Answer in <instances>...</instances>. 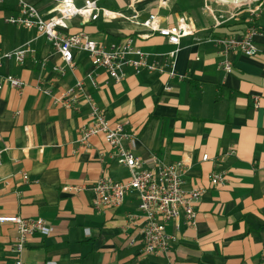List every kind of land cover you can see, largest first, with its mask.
I'll use <instances>...</instances> for the list:
<instances>
[{
	"label": "crops",
	"instance_id": "1",
	"mask_svg": "<svg viewBox=\"0 0 264 264\" xmlns=\"http://www.w3.org/2000/svg\"><path fill=\"white\" fill-rule=\"evenodd\" d=\"M27 1L44 19L55 12L52 0ZM205 1L98 0L104 9L122 15L71 19L70 32L84 31L105 45L130 38L148 55L149 64L164 66L162 72L146 67L138 72L126 65L120 80L95 67L83 51H75V68L58 74L54 67L64 61L45 35L5 22L19 13L18 0L0 5L1 51L29 44L23 64L4 57L0 65V76L26 83L21 92L0 89V214L41 217L54 227L50 236L34 234L18 255L13 251L17 229L0 224V264H15L20 256L30 263L57 264H264V0H212V12ZM258 6V53H222L217 38L242 36ZM134 14L137 20L130 18ZM153 14L162 27L185 21L195 32L173 45L142 24ZM175 50V66L168 67L167 54ZM225 59L233 63L230 73L220 67ZM79 81L91 102L82 97L76 109L56 102ZM256 95L263 98L260 107L254 104ZM92 104L110 126L136 133L135 146L126 145L146 166L153 156L183 162L189 166L187 188L204 189L195 226L183 218L167 224V232L177 236L167 253L140 254L144 219L135 193L120 207L94 208L97 180L107 175L127 181L131 171L112 157L103 135L93 136L87 146L80 142ZM205 154L209 159H203ZM214 172L224 174V184L212 185Z\"/></svg>",
	"mask_w": 264,
	"mask_h": 264
},
{
	"label": "built area",
	"instance_id": "2",
	"mask_svg": "<svg viewBox=\"0 0 264 264\" xmlns=\"http://www.w3.org/2000/svg\"><path fill=\"white\" fill-rule=\"evenodd\" d=\"M54 2V14L44 19L38 8L27 0H18L20 11L17 15L5 17V22L12 23L26 28H36L41 34L54 44L60 53L64 66H55L54 70L64 75L68 69L76 66L74 59L75 51H84L88 53L91 62L95 67L105 68L110 76L116 80L123 78V68L126 65L134 66L140 72L143 67L151 71H164L161 63L154 61L149 64L148 55L142 49L136 47L130 38L120 42H113L105 45L99 41L92 40L84 32H69V20L75 17H82L83 20H95L100 15L107 17L122 15L107 9H102L98 0H85L84 4L79 6L69 0H52ZM5 0H0V5ZM223 2V0H218ZM224 2H227L224 0ZM245 2V1H244ZM261 6V4H260ZM257 8V12L260 9ZM205 8L211 11L209 0L205 1ZM256 10H251V24L242 36H225L217 38V45L221 52L228 54L231 52H241L253 56L259 51L255 43V37L259 34V27L256 24ZM138 14L130 17L133 20L138 19ZM150 30L157 31L164 36L169 43L179 45L181 38L195 32L194 28L185 21H181L174 26L162 27L159 24L158 17L153 14L142 22ZM29 51V44L10 52H2L0 49V65L2 59L15 58L17 62L23 64L26 61ZM177 50L167 54L168 61L166 66H175L171 59L175 56ZM135 56V58L131 57ZM220 67L227 73L232 72L233 63L225 59ZM175 75V72H171ZM25 81L13 75L0 76V89L4 86L16 88L23 91ZM47 95L52 93L51 89L41 88ZM83 83L77 82L75 85L67 88L56 98V102L68 108L77 107L80 98L85 97L87 102L92 101V96L83 94ZM261 96H253L254 104L260 107L262 104ZM91 121L81 128L80 142L87 146L90 139L96 135H103L109 148L112 150V157L116 158L120 164L128 167L131 171V178L127 181H115L107 175H102L94 184L93 206L96 210L105 208L120 207L124 204L126 197L135 193L139 200L138 209L144 219V239L139 250L141 255L150 256L154 254L167 253L177 236L167 232L169 222H178L181 218L189 226H195L197 223V206L204 192L203 188H187L186 174L189 166L183 162L167 163L153 156L152 165L146 166L145 161L137 156L133 149L126 145L130 143L135 146L136 133L126 132L123 126L112 127L109 124L103 111L92 104ZM204 160L209 159V155L203 156ZM2 162V151L0 150V164ZM28 180L29 176L24 175ZM213 186H219L225 183L224 174L214 172L211 176ZM136 219L131 215V220ZM10 223L15 226L18 236L13 244V251L20 255L29 239L36 233L50 236L54 232V227L46 222L44 218H24L19 215H1L0 224ZM179 228V225H177ZM15 264H57L56 262L30 263L21 256L15 259Z\"/></svg>",
	"mask_w": 264,
	"mask_h": 264
},
{
	"label": "rangeland",
	"instance_id": "3",
	"mask_svg": "<svg viewBox=\"0 0 264 264\" xmlns=\"http://www.w3.org/2000/svg\"><path fill=\"white\" fill-rule=\"evenodd\" d=\"M210 1H212V0H209V4L211 5V2ZM216 1H218V0H216ZM249 1V0H248ZM260 1H262V0H259L258 2L260 3ZM220 3H230V2H224V0H223V2H220ZM263 4H264V2H261V6H263ZM101 7V6H100ZM102 9H104L103 7H101ZM252 10H256V12H257V9H252ZM259 11V10H258ZM100 16H102V15H100ZM99 16V17H100ZM104 16V15H103ZM73 19V18H72ZM71 20V19H70ZM70 20H69V22H70ZM68 31H69V29H68ZM70 32V31H69ZM78 32H80V31H78ZM90 37V36H89ZM238 37V36H237ZM92 40H95V41H98V40H96V39H94V38H92V37H90ZM84 52V51H83ZM90 58V57H89ZM91 60V59H90ZM93 64V63H92ZM94 65V64H93ZM76 67V66H75ZM80 82H82V81H80Z\"/></svg>",
	"mask_w": 264,
	"mask_h": 264
},
{
	"label": "water",
	"instance_id": "4",
	"mask_svg": "<svg viewBox=\"0 0 264 264\" xmlns=\"http://www.w3.org/2000/svg\"><path fill=\"white\" fill-rule=\"evenodd\" d=\"M226 1H228V2H235V3H240V2H244V1H247V0H226Z\"/></svg>",
	"mask_w": 264,
	"mask_h": 264
}]
</instances>
